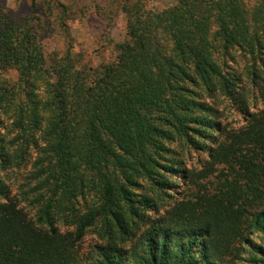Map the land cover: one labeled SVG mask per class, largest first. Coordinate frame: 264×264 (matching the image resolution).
Masks as SVG:
<instances>
[{
	"label": "trees",
	"instance_id": "1",
	"mask_svg": "<svg viewBox=\"0 0 264 264\" xmlns=\"http://www.w3.org/2000/svg\"><path fill=\"white\" fill-rule=\"evenodd\" d=\"M113 1L97 67L0 14V264H264V0Z\"/></svg>",
	"mask_w": 264,
	"mask_h": 264
},
{
	"label": "rangeland",
	"instance_id": "2",
	"mask_svg": "<svg viewBox=\"0 0 264 264\" xmlns=\"http://www.w3.org/2000/svg\"><path fill=\"white\" fill-rule=\"evenodd\" d=\"M57 1L58 4L55 0H36V6L39 8L35 10L30 0H0V14L16 19L34 16V23L41 21L43 28L39 41L43 45L47 63L50 54L56 49V44L63 52L68 48L69 42L87 65L97 67L113 61L117 55L116 45L124 40L126 32V17L119 10V6L113 0ZM175 1L147 0V6L159 10ZM59 4L65 5L67 9ZM48 5H51L52 9H49ZM100 5L105 7L106 16L98 15L97 9ZM9 75L14 79L16 72L11 70ZM219 99L218 107L222 113V121L236 125L239 114L232 111L227 99ZM238 122L242 123V120ZM13 171H10L12 178L7 180L11 192H15L12 183L15 181ZM26 171L21 172L24 174ZM22 178L18 176L17 181H23Z\"/></svg>",
	"mask_w": 264,
	"mask_h": 264
}]
</instances>
